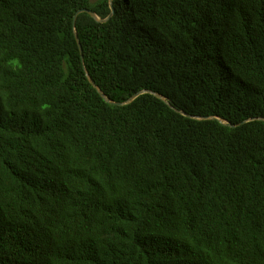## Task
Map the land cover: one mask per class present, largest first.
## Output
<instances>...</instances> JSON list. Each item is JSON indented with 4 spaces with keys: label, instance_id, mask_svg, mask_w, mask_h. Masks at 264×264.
<instances>
[{
    "label": "trees",
    "instance_id": "16d2710c",
    "mask_svg": "<svg viewBox=\"0 0 264 264\" xmlns=\"http://www.w3.org/2000/svg\"><path fill=\"white\" fill-rule=\"evenodd\" d=\"M112 3L0 0V264H264V0Z\"/></svg>",
    "mask_w": 264,
    "mask_h": 264
},
{
    "label": "water",
    "instance_id": "95a60500",
    "mask_svg": "<svg viewBox=\"0 0 264 264\" xmlns=\"http://www.w3.org/2000/svg\"><path fill=\"white\" fill-rule=\"evenodd\" d=\"M110 4H111V7H113L112 0H110ZM81 13H88V14H90L91 16H93L95 19H97L99 22H105V21H107V20H104V21L99 20L98 17L96 16V14H95L94 12H92V11H90V10H88V9H84V10H81V11L78 12V14H77L76 17H75V22H76L77 17H78L79 14H81ZM110 17H111V16H110ZM76 38H77V41H78V44H79V46H80V50H81V53H82V52H83V51H82V46H81V42H80V39H79L77 33H76ZM82 58H83V55H82ZM87 76H88L89 79L91 80V77H90V75H89L88 72H87ZM91 82H92V84L94 85V87L98 90L99 94H100L103 98H105V100H106L107 102H109V103H111V104H115V105H125V104H130V103L133 102L136 98H138L140 95H142V94L145 93V92L138 93V94H136L135 96H133L129 101H127V102H125V103H113V102H111V101L106 97V95H105V94L102 92V90H101V89H100V88L94 83V81L91 80ZM156 96L159 97L160 99H162V100H164V101L167 102V100H166L164 97H162L161 95H156ZM182 114L187 115V114H185V113H182ZM187 116H188V115H187ZM211 119H213V118H211ZM230 126H232V127H236V126H233V125H230Z\"/></svg>",
    "mask_w": 264,
    "mask_h": 264
}]
</instances>
